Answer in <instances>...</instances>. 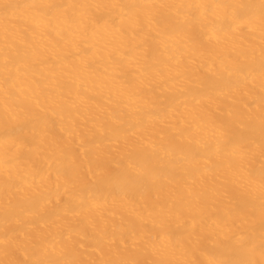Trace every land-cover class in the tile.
Returning a JSON list of instances; mask_svg holds the SVG:
<instances>
[{
  "label": "bare ground",
  "instance_id": "obj_1",
  "mask_svg": "<svg viewBox=\"0 0 264 264\" xmlns=\"http://www.w3.org/2000/svg\"><path fill=\"white\" fill-rule=\"evenodd\" d=\"M0 264H264V0H0Z\"/></svg>",
  "mask_w": 264,
  "mask_h": 264
}]
</instances>
